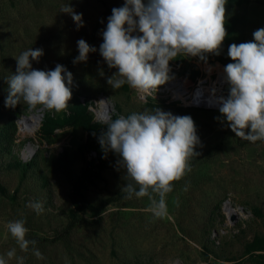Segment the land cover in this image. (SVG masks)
<instances>
[{"label":"rangeland","instance_id":"374dc122","mask_svg":"<svg viewBox=\"0 0 264 264\" xmlns=\"http://www.w3.org/2000/svg\"><path fill=\"white\" fill-rule=\"evenodd\" d=\"M41 1L0 0V43L13 45L5 49L11 66L4 70V85L0 74V127L9 126L0 133V256L7 259L6 253L16 249L8 264H18L17 257H24V264H264V141L235 136L218 110L182 107L128 84L113 89L107 83L117 70L110 69L99 52L112 14L105 9L121 7L125 0ZM68 4L83 14L79 30L71 16L61 12ZM225 7L227 36L220 54L197 57L206 72L232 63L229 46L253 40V32L264 28V0H226ZM79 39L97 51L90 52L86 62L73 64ZM30 48L44 52L38 62L31 61L34 69L54 70L60 64L72 73L77 91L66 110L30 109L23 101L15 112L5 106V80L16 74L15 58ZM188 56L181 53L174 59L187 74L185 84L192 85L197 66L190 65ZM3 67L0 56V73ZM102 103L107 104L105 116L99 114ZM156 108L194 120L200 145L195 148L199 155L190 159L191 171L173 182L166 195L167 213L161 217L150 210L148 197L134 195L107 204L97 215L101 200L123 194L121 188L134 183L118 165V155L101 147L99 135L110 120ZM32 114L40 115L39 121L33 131H24L21 120ZM91 138L95 147L87 149ZM69 144L76 160L66 173L53 159ZM33 157L34 167L21 178V164ZM30 202H41L44 211L37 214ZM74 216L89 224L76 227L66 242L36 247L43 259L34 255L31 245L22 251L7 229L10 221L24 219L27 239L51 237Z\"/></svg>","mask_w":264,"mask_h":264},{"label":"clouds","instance_id":"9594fccd","mask_svg":"<svg viewBox=\"0 0 264 264\" xmlns=\"http://www.w3.org/2000/svg\"><path fill=\"white\" fill-rule=\"evenodd\" d=\"M225 5L226 0H125L123 6L112 9L102 32L100 55L110 69L117 70L107 83L113 89L128 84L150 93L171 79L169 62L179 54L201 60L209 53L219 55L227 36ZM61 12L71 16L77 30L84 26L83 14L69 4ZM136 32L141 35H134ZM252 35L251 41L229 46L233 62L225 66L224 73L231 87L228 96L219 97L217 102L235 136L255 143L264 141V28ZM77 46L79 55L73 64L86 62L89 53L97 51L84 39H79ZM43 55L42 48H30L15 58L16 74L5 80L6 107L14 108L23 101L30 109L42 106L57 113L67 109L73 75L60 64L54 70L34 69L31 61L38 62ZM100 74L104 75L103 71ZM98 141L105 151L118 155V165H123L126 176L134 182L121 188L125 198L148 197L156 217L167 213L166 195L173 190L174 181L191 171L190 159L199 155L195 148L200 145L191 116L158 108L110 120ZM28 206L37 214L44 211L41 202ZM25 224L24 219L10 221L7 229L22 251L27 252L31 245L34 255L43 259L35 247L37 241L26 238L29 229ZM6 257L0 256V264L16 257V249L8 251ZM17 260L24 264V257Z\"/></svg>","mask_w":264,"mask_h":264},{"label":"built area","instance_id":"2783aa9c","mask_svg":"<svg viewBox=\"0 0 264 264\" xmlns=\"http://www.w3.org/2000/svg\"><path fill=\"white\" fill-rule=\"evenodd\" d=\"M186 60L193 61L190 62L192 67L193 65L197 66V76L192 85L185 84L187 74L181 70V61L174 59L169 62L170 73L175 74L180 71L182 74L171 76V79L165 84L158 86L156 91L141 93L144 95H155L154 97L175 102L182 107L219 111L220 104L217 100L221 96L226 98L231 87L226 81L224 67L215 65L213 69L209 70L210 72H206L202 69V63L197 57L188 56Z\"/></svg>","mask_w":264,"mask_h":264},{"label":"trees","instance_id":"16d2710c","mask_svg":"<svg viewBox=\"0 0 264 264\" xmlns=\"http://www.w3.org/2000/svg\"><path fill=\"white\" fill-rule=\"evenodd\" d=\"M31 1H34L35 3H39L42 2L41 0H31ZM47 0H44V2H46ZM112 9L113 8H110V7H107L105 9V13H112ZM6 45V46H5ZM4 45V43H0V47H1V54L0 56L2 57V65L4 66L3 67V71H1V79H2V85L3 84V77H4V70L5 69H9L10 68V64H11V59H10V55L6 53L5 49L7 47L8 48H11L13 45H8V41L6 42V44ZM70 56L68 55L66 57V62L65 64H69L68 62V58ZM68 70V68H66ZM4 88H6L4 86ZM71 91H72V94L75 93V91H77L75 89L74 86L71 85ZM3 93H5L6 95H8V89L7 90H3ZM18 104L13 108V112L17 111L18 110ZM13 116L14 114L11 113V116H10V119H13ZM9 126L6 125V126H2L0 127V133L1 132H6L7 128ZM89 129H92V127L90 126ZM94 138H91L90 141H88V143L86 144V148L87 149H91V148H94L95 145H94ZM245 141V140H244ZM243 142V141H242ZM35 154V157H36V153ZM35 157L32 158V160H28L26 162H23L21 164V167L19 169V174H20V177H24L26 175V172L27 170H30L31 168L34 167V162H35ZM76 160V155H75V151L72 153L71 151V145H67V146H64L62 151H60L58 153V155L53 159V164L56 166V168H58L59 170H62L66 173L69 172L70 170V166L72 165V163ZM70 182H73V181H70ZM137 190H138V186H137ZM122 196H126L125 193L121 194V195H118V196H111V197H106L104 198L103 200H101L99 202V204L95 207V213L97 215H100L103 208L121 198ZM89 224V221H87L86 219L84 218H80V217H77V216H74V217H70V219L67 220L65 226L63 227V229L61 231H59L58 233H56L55 235L51 236V237H42V238H39V237H36V236H32V237H29L30 240H35L37 241V244L35 247H38L39 249H43V247H45L46 245L48 244H55V243H61V242H66L68 240V237L69 235L72 233V231L78 227V226H84V225H88Z\"/></svg>","mask_w":264,"mask_h":264},{"label":"bare ground","instance_id":"6f19581e","mask_svg":"<svg viewBox=\"0 0 264 264\" xmlns=\"http://www.w3.org/2000/svg\"><path fill=\"white\" fill-rule=\"evenodd\" d=\"M226 75V74H225ZM107 104L105 103H102V106H101V109L99 110V114L101 116H105L107 114ZM39 118H40V115H34L32 114L31 116L27 117L25 116L22 120H21V124H22V127L24 129V131H33L34 130V127L36 126V124L38 123L39 121ZM28 152L29 154L31 153V149L30 147H28ZM28 152H26V154H28ZM228 211L230 212L231 210L228 209Z\"/></svg>","mask_w":264,"mask_h":264}]
</instances>
